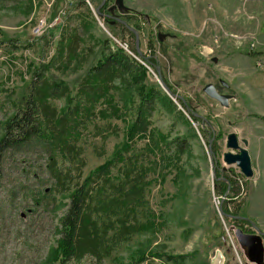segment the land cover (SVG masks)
I'll return each mask as SVG.
<instances>
[{
    "label": "rangeland",
    "instance_id": "rangeland-1",
    "mask_svg": "<svg viewBox=\"0 0 264 264\" xmlns=\"http://www.w3.org/2000/svg\"><path fill=\"white\" fill-rule=\"evenodd\" d=\"M106 1L0 0V39L30 44L17 50L0 45V134L35 66H48L45 74L66 82L74 94L78 78L101 56L104 40L131 52L137 34L140 53L131 52L132 57L144 66L146 80L157 84L173 104L153 113L154 140L142 138L135 148L142 154L149 181L147 199L154 227L122 245L104 264L125 263L141 254L147 257L141 264H175L150 256L154 254L182 257L181 264H215L217 251L223 256L222 264H253L234 229L255 233L256 226L264 233V0H122L126 10L121 16L116 9L113 19L100 15L115 4L110 0L102 8ZM117 18L126 21L134 39L120 31ZM134 22L137 27L131 25ZM41 27L45 29L34 31ZM73 29L80 33V48L64 66L60 46ZM167 33L171 36L159 41ZM148 44L155 49L160 74L147 62ZM164 79L174 93L166 92L160 82L168 88ZM207 83L219 93L232 95L228 106L203 92ZM114 86L111 94L127 119L120 84ZM126 93L136 99L134 90ZM51 102L58 108L65 104L63 99ZM99 109L100 131L108 137L102 143V135L89 129L82 143L83 176L107 160L124 139L128 120L103 116L111 112L106 99ZM232 132L249 154L253 171L249 178L235 164L223 161V154L231 150L226 136ZM176 138L185 139L187 145L178 155ZM3 168L0 264H46L67 197L56 194L53 208L45 202L33 205L36 197L30 196L51 186L42 155L16 156ZM226 176L237 180L233 191L221 190ZM32 207L36 212L27 210ZM222 207L232 214L238 207L243 217H226Z\"/></svg>",
    "mask_w": 264,
    "mask_h": 264
},
{
    "label": "trees",
    "instance_id": "trees-1",
    "mask_svg": "<svg viewBox=\"0 0 264 264\" xmlns=\"http://www.w3.org/2000/svg\"><path fill=\"white\" fill-rule=\"evenodd\" d=\"M107 1L102 8L109 4ZM117 25L122 29L120 31L135 38L128 27L120 23ZM131 25L137 27L136 22ZM64 41L60 50L65 66L80 48L79 31L71 30ZM109 42H102L101 56L78 78L74 94L70 93L66 82L45 74L48 66H35L29 80L24 83L14 113L4 120L1 128L0 184L4 180L3 166L7 161L16 156L31 158L38 154L46 163L51 186L42 189L41 194L37 191L38 195L30 196L36 197L33 205L45 202L48 204L45 206L53 208L56 194L67 197L46 264H104L122 245L154 227V221L150 219L153 213L147 199L149 181L146 180L142 154L135 148L142 138L154 140L151 127L153 113L160 106L169 107L173 103L157 84L146 80L143 65L123 48ZM0 45H8L5 50H17L19 47L25 49L30 44L3 37ZM148 47L150 56L147 62L157 70V59L153 56L155 49L151 44ZM131 52L137 54L134 45ZM164 81L170 89L168 91L174 93L175 88L167 79ZM114 83L120 84L122 107L125 108H122V112L128 115L127 119L120 113L121 107L111 94L112 88L116 87ZM131 90L135 91V100L132 94L126 93ZM53 99H63L65 104L58 108L51 102ZM105 99L111 112L107 115L103 112V116L112 115L128 120L124 139L107 160L83 176L86 162L82 143L89 129L92 128L95 135H102V143L108 137L102 134L98 124L99 103ZM186 146L185 139L176 138V155L184 152ZM220 183L222 192L233 191V184L237 185V180L226 176ZM50 195L53 196L52 201ZM237 208L235 214L223 207L222 212L226 217H243L238 214ZM27 210L36 212L34 207ZM150 256L166 258L175 264H181L182 258L165 254ZM145 259L147 257L141 254L121 264H141ZM85 260L86 263H83Z\"/></svg>",
    "mask_w": 264,
    "mask_h": 264
},
{
    "label": "water",
    "instance_id": "water-1",
    "mask_svg": "<svg viewBox=\"0 0 264 264\" xmlns=\"http://www.w3.org/2000/svg\"><path fill=\"white\" fill-rule=\"evenodd\" d=\"M117 9L122 14L126 10L122 0H115V4L109 8L110 13H113V10ZM100 15H104L100 13ZM105 16V15H104ZM118 22L122 23L124 26L129 27L126 21L121 20L119 18L116 19ZM171 36L169 33L166 35H160L159 41H162L163 37ZM136 49L137 52L139 51V41L138 35L136 34ZM217 58L213 57L212 61L216 62ZM158 74H160L159 67L157 68ZM162 86L169 93L168 88L165 86L162 80H160ZM220 83L223 87H227V82L220 80ZM203 92L209 96L210 98L219 102L220 105L226 107L228 106L229 99L232 98V95L219 93L215 86L212 83H207L203 87ZM226 146L227 148L231 149L223 154V161L228 164H235L239 169L240 172L246 177L249 178L253 175L251 161L247 150L238 144V137L235 133H229L226 136ZM237 150V152H233ZM235 219L239 217H234ZM255 233H246L241 228L234 229V235L238 244L244 249L246 258L250 263L253 264H264V233L256 226Z\"/></svg>",
    "mask_w": 264,
    "mask_h": 264
},
{
    "label": "bare ground",
    "instance_id": "bare-ground-1",
    "mask_svg": "<svg viewBox=\"0 0 264 264\" xmlns=\"http://www.w3.org/2000/svg\"><path fill=\"white\" fill-rule=\"evenodd\" d=\"M122 47V46H121ZM123 49H125L127 52H128V50L126 49V48H124V47H122ZM129 54H131L130 52H128ZM216 255H217V263H216V260H214V263L215 264H222V262H223V256H222V254H221V252H219V251H217L216 252ZM216 257V256H215Z\"/></svg>",
    "mask_w": 264,
    "mask_h": 264
},
{
    "label": "flooded vegetation",
    "instance_id": "flooded-vegetation-1",
    "mask_svg": "<svg viewBox=\"0 0 264 264\" xmlns=\"http://www.w3.org/2000/svg\"><path fill=\"white\" fill-rule=\"evenodd\" d=\"M116 9L114 10V12L111 14L110 13V11H109V9H108V11L105 9V11H104V15L106 16V17H109L108 19H110V18H114L115 17V15H116ZM121 16H123V14L121 15Z\"/></svg>",
    "mask_w": 264,
    "mask_h": 264
},
{
    "label": "built area",
    "instance_id": "built-area-1",
    "mask_svg": "<svg viewBox=\"0 0 264 264\" xmlns=\"http://www.w3.org/2000/svg\"><path fill=\"white\" fill-rule=\"evenodd\" d=\"M63 15H64V12L62 13V15H61V16H59V17H58V19H60V18H61ZM40 26H42V27H43V24H41V25L37 26L36 28H38V27H40ZM42 27H41V30H40V31H38V29L36 30V28L34 29V31H35V32H41L42 30H44V29H45V28H42ZM124 48H125V47H124ZM126 49H127V48H126ZM127 50H128V49H127ZM130 53H131V52H130Z\"/></svg>",
    "mask_w": 264,
    "mask_h": 264
}]
</instances>
